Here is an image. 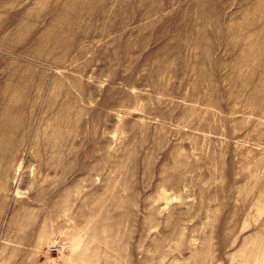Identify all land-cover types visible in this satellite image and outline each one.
<instances>
[{"label": "rangeland", "instance_id": "obj_1", "mask_svg": "<svg viewBox=\"0 0 264 264\" xmlns=\"http://www.w3.org/2000/svg\"><path fill=\"white\" fill-rule=\"evenodd\" d=\"M0 264H264V0H0Z\"/></svg>", "mask_w": 264, "mask_h": 264}]
</instances>
